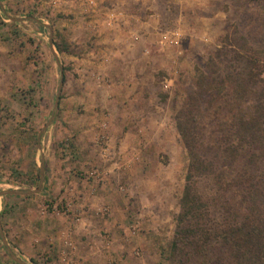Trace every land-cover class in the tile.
<instances>
[{"label":"rangeland","instance_id":"rangeland-1","mask_svg":"<svg viewBox=\"0 0 264 264\" xmlns=\"http://www.w3.org/2000/svg\"><path fill=\"white\" fill-rule=\"evenodd\" d=\"M4 1L6 12L15 19L19 17L21 27L28 25L33 33L19 34L16 41L10 30L2 32L3 41L12 39L5 42L0 55V264H75L70 258L76 252L97 253V247L103 256L108 255L102 256L101 264H190L186 263V248L178 255L172 251L189 166L176 115L187 93L196 89L210 56L226 43L227 34L244 36L247 45L264 47V1H158V27L150 26L140 32L142 37L134 34L131 38L132 45H148L146 60L153 66L146 69L154 71L155 86L151 89L146 85L150 89L139 93L149 96L134 100V108L144 113L137 120L129 116L128 124L132 125L127 124L123 133L116 131L119 139L128 134L127 149L119 155L109 144L105 152L107 144H102L111 139L109 118L103 115L101 132L93 126L100 107L96 96L103 84H111L103 72L113 65L103 56L107 42L105 33L100 32V22L90 24L92 18L73 16L63 19L51 0ZM147 4L148 12L155 10L154 6L149 8L150 2ZM15 19L5 25H14ZM105 19L103 22L109 25ZM114 120L113 125L126 122L122 116L121 121L118 117ZM97 146L102 147L101 159L96 157ZM112 167L114 170H109ZM62 170L66 175L60 174ZM104 170L109 177L105 205L103 195L99 197L95 190L102 186ZM47 178L51 185L46 188ZM73 180L79 182L76 187L70 183ZM57 182L63 184L62 191L53 193ZM67 185L70 194L65 196ZM199 187L205 197H215L210 179H200ZM76 189L82 191L76 194ZM6 190L31 192L1 195ZM98 200L102 210L94 209V224L82 226L83 215L75 202L93 205ZM211 209L209 225L214 231L224 227L225 213L219 202ZM16 211L20 213L14 215L18 219L9 221L8 214ZM108 217L112 223L109 229L113 225L117 236L112 237L108 228L99 230L100 218ZM119 224L122 226L116 227ZM77 225H87V231L82 228L85 235H74ZM55 227L58 229L54 232L61 230L59 253L49 246L55 244L49 236ZM88 235L104 236L106 248L102 243L94 244L96 239L92 241ZM114 236L118 240L114 241ZM212 250L214 254L201 252L211 256L210 264L219 252ZM188 252L196 254L192 247ZM203 259L199 256L198 262L207 264Z\"/></svg>","mask_w":264,"mask_h":264},{"label":"trees","instance_id":"trees-1","mask_svg":"<svg viewBox=\"0 0 264 264\" xmlns=\"http://www.w3.org/2000/svg\"><path fill=\"white\" fill-rule=\"evenodd\" d=\"M225 38L176 115L189 166L172 251L186 248L190 264H200L199 256L210 264L201 252L213 248V264H264V47L247 45L244 36ZM203 178L215 197L201 192ZM217 202L225 225L212 231Z\"/></svg>","mask_w":264,"mask_h":264},{"label":"crops","instance_id":"crops-1","mask_svg":"<svg viewBox=\"0 0 264 264\" xmlns=\"http://www.w3.org/2000/svg\"><path fill=\"white\" fill-rule=\"evenodd\" d=\"M56 2V6H58L57 8V12H59L60 16L63 17V19H67L70 20V17L73 16V18L76 19H81L83 20L84 18H92V20H90V24H93L95 21L100 22L99 23V28H100V32L105 33L104 37L107 45L104 46V50L107 52H104L103 56L111 61L113 65H111V68L109 69V71L107 73L103 72V74H108V79L109 81H111L110 85H106L103 84L100 89V92L98 93V95L96 97H98V99H100L98 101L97 107H100L96 109V111L98 112V117H96L95 120V125H93L94 129L100 128L101 126V121L104 120L103 115L105 114L109 120L111 125L109 126L110 128V136L111 139H109V142H106L102 144H109L110 148L112 150H114V154L119 155V153H123L125 151V149H127V136L128 134H125V138L119 139L116 135V131H123L126 129L127 124L129 123L128 119L130 118L129 116H135L136 120L141 116V113H144V111L140 112L138 111L139 109L134 108L135 105V101L136 98H145L146 96H149L146 92L145 93H139V91L141 90L142 92L147 91L148 89H152L153 86H155L153 83V81H155V74L154 71L152 69L147 70L146 67H148L151 63H148V59L146 60V52L148 51V45L144 46V45H132L133 42L131 38H133V35H142L141 33H144L146 30L148 29L150 26H153L154 28L158 27V22H159V13L156 11L157 9V3L159 0H51ZM94 5H91L93 2ZM171 2H186L189 3L191 0H169ZM89 2H91V4H89ZM148 2H150L149 8H151L152 6H154L155 10H153L152 12H148ZM6 3L4 0H0V21H3L4 24L0 23V55H2V53L4 52L5 48L4 46L7 45V43L9 42V40H11L12 38H14V40L16 39V41H18L19 39V34H23V33H27L28 35L30 33H33V29L29 28L28 25H26V27H21L20 23L17 22V20L19 19H15L16 16H12L9 15V13L6 12ZM120 9V10H119ZM122 9L124 11H122ZM92 10V12L90 11ZM3 12V14L8 18H5L1 13ZM188 14H186L187 16ZM106 18V19H105ZM15 19V23L14 25H5V23H8L9 20ZM104 19L109 22V25L107 23H104ZM27 24V21H25ZM84 22V21H82ZM6 26V27H5ZM157 26V27H156ZM4 30H10V35L12 33H14V37H12L11 39H9L8 41H3V36H2V32ZM12 30V31H11ZM25 30V32H24ZM105 31V32H104ZM39 34H41V32H38ZM7 42V43H5ZM21 42V40H20ZM105 42V41H103ZM122 43V45H121ZM28 44V42H27ZM20 45V44H18ZM146 47V48H145ZM6 53V52H5ZM102 56V57H103ZM1 57V56H0ZM6 57L8 58V53H6ZM101 57V58H102ZM10 58V57H9ZM104 59V58H103ZM99 61V58L97 59ZM104 61V60H103ZM151 62V60L149 61ZM1 63V60H0ZM92 63H94L92 61ZM99 63L101 64L102 62L99 61ZM153 66V64H151ZM94 66V65H93ZM97 67V66H96ZM101 70V69H99ZM15 70H11V72H14ZM0 72H3V69L0 67ZM5 72V71H4ZM99 73H101V71H98ZM104 75L103 78H104ZM146 85H150V88ZM0 96H1V91H0ZM93 111H95L94 109H92ZM121 116L122 118L126 119L124 125H122L123 123L120 122L119 125L117 124H112V121L114 122L115 118H119L121 121ZM134 118V117H133ZM139 123V122H138ZM129 126L132 124H128ZM134 126V125H133ZM132 126V127H133ZM92 127V126H91ZM93 128V127H92ZM101 129H99V132H101ZM132 129V128H131ZM131 129H129L128 131H130ZM128 133V132H127ZM98 147V155L96 156L98 159H101L100 154H99V150L102 148L101 146H97ZM118 147V151L116 150V148ZM124 158V157H123ZM35 163L37 164V166L39 165V160L38 157H35ZM105 168V167H104ZM109 170H114L113 167L109 168ZM104 180L102 181V186L100 187L99 185L97 186L96 193L99 194V197H101V195H103V200H104V204L106 202V197H107V190H105V188H107L108 186V182H107V177L106 174L108 172H106V170H104ZM110 172V171H109ZM66 170H62L60 172L61 175H66ZM70 183H74V186L76 184H79V182L77 183V181L73 180ZM70 183L68 185H70ZM46 188L48 186H50L51 184L49 183V179L47 178L46 181ZM65 186V196H67L66 193H69V187ZM44 186V185H43ZM62 186L63 184H59L57 182V185L54 187V189H52L53 193L55 192H61L62 191ZM73 186V185H72ZM96 186V184H95ZM76 187V186H75ZM104 190V191H102ZM81 189H76L75 193L77 194L78 192H81ZM91 191V190H88ZM102 200V199H101ZM90 204V205H89ZM75 207H80L81 213L83 215V220H84V224H82V226H84L85 224H94L93 221V217H94V209H98V210H102L101 207L102 205H100L99 200L94 202L93 205H91V203H88L87 205L85 203L81 204V201H76L75 202ZM97 212V211H96ZM104 213H102L103 215ZM17 217L20 215H17V211L16 212H12L9 213L8 216L9 221L10 220H17ZM99 215V212H98ZM96 221V219H94ZM101 222H99V230L100 229H109V226L112 224L111 223V218H100ZM61 224V223H60ZM86 225V226H87ZM79 225H77L78 227ZM85 227H78L77 231H75V234H78L80 232V236L85 235V232L87 231ZM119 226L121 227L122 224L116 225V227ZM66 228V226H65ZM64 228V229H65ZM84 228L86 231H82ZM56 229H58V227L52 230L51 233H49L50 236V241H52L55 244H49V246L53 249V251H55L57 248L58 253H59V248H60V242L61 239H59V234L61 230H57L56 232H54ZM87 229L89 230L88 234H91L92 229L91 227H87ZM63 230V229H62ZM67 230V229H66ZM65 230V232H66ZM98 230V232H99ZM113 233H112V237L113 235H116V229L113 227H110V229ZM78 232V233H77ZM52 233L54 234H58V237H51ZM100 236L101 234L98 233ZM55 236V235H54ZM57 236V235H56ZM90 236L89 238L91 239L92 236ZM117 236V235H116ZM74 237V236H73ZM75 238H79L78 236H75ZM94 239H96L94 241ZM117 239V237L114 236L113 240L115 241ZM92 241H94V244H100L101 243L104 245V247L106 248V239L103 237H93L91 239ZM118 240V239H117ZM58 243H57V242ZM77 243L78 241L75 240ZM57 243V244H56ZM87 244H89V246L92 244L91 242H89V240L87 241ZM33 242H30V249H33ZM20 246H23L22 244ZM83 246V244H82ZM92 247V245H91ZM94 247V246H93ZM84 248V247H83ZM99 248L97 253H89L87 255H83L82 253H80L79 251L76 252L73 256L70 258V261L75 262V264L81 262H86V264H101V258L103 257H108V255L103 256V251ZM52 251V252H53ZM93 251V250H92ZM106 251V250H105ZM33 254V253H32ZM93 254V255H92ZM103 256V257H102ZM75 257V260H73V258ZM69 260V258H68Z\"/></svg>","mask_w":264,"mask_h":264},{"label":"water","instance_id":"water-1","mask_svg":"<svg viewBox=\"0 0 264 264\" xmlns=\"http://www.w3.org/2000/svg\"><path fill=\"white\" fill-rule=\"evenodd\" d=\"M63 85V75H62V80H61V86ZM59 98H57V102H58ZM58 104V103H57ZM57 106V105H56ZM31 191H22V190H6V191H2L1 195L4 194H9V193H13V194H27L30 193ZM0 232H1V223H0ZM18 260V259H17ZM22 264H25L24 262L20 261Z\"/></svg>","mask_w":264,"mask_h":264},{"label":"built area","instance_id":"built-area-1","mask_svg":"<svg viewBox=\"0 0 264 264\" xmlns=\"http://www.w3.org/2000/svg\"><path fill=\"white\" fill-rule=\"evenodd\" d=\"M107 150H108V144H107V146H106V151H105V152H107Z\"/></svg>","mask_w":264,"mask_h":264}]
</instances>
